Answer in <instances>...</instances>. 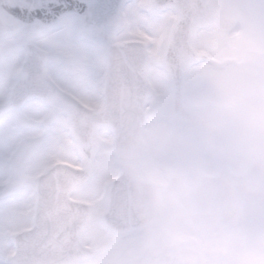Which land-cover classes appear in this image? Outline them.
Masks as SVG:
<instances>
[{"label":"snow or ice","instance_id":"1","mask_svg":"<svg viewBox=\"0 0 264 264\" xmlns=\"http://www.w3.org/2000/svg\"><path fill=\"white\" fill-rule=\"evenodd\" d=\"M189 0H0V264H90L115 177L90 119L182 61Z\"/></svg>","mask_w":264,"mask_h":264},{"label":"clouds","instance_id":"2","mask_svg":"<svg viewBox=\"0 0 264 264\" xmlns=\"http://www.w3.org/2000/svg\"><path fill=\"white\" fill-rule=\"evenodd\" d=\"M215 16L162 98L113 86L90 117L115 177L90 264H264V3Z\"/></svg>","mask_w":264,"mask_h":264},{"label":"water","instance_id":"3","mask_svg":"<svg viewBox=\"0 0 264 264\" xmlns=\"http://www.w3.org/2000/svg\"><path fill=\"white\" fill-rule=\"evenodd\" d=\"M190 5L192 6L193 12L196 13L193 15L194 26H200V22H203L207 19V12L209 10L210 0H189ZM190 48L194 52L192 44H190ZM195 53V52H194ZM196 54V53H195ZM173 62H169V64H164L166 70L171 78L172 83H174L176 75L172 68ZM131 91L137 96L143 97L145 95H151L150 90L146 88L143 83H140L134 87H132ZM105 222L110 228V218L106 216Z\"/></svg>","mask_w":264,"mask_h":264},{"label":"flooded vegetation","instance_id":"4","mask_svg":"<svg viewBox=\"0 0 264 264\" xmlns=\"http://www.w3.org/2000/svg\"><path fill=\"white\" fill-rule=\"evenodd\" d=\"M264 0H212V19L206 24L200 26V32L206 33L208 31V25L210 22L219 23L215 16L216 9L219 7H224L228 10L229 13L235 14L238 13L245 6H254L259 7ZM203 42H200L199 48L196 49L200 51V54L203 55L206 52V49L202 46Z\"/></svg>","mask_w":264,"mask_h":264},{"label":"rangeland","instance_id":"5","mask_svg":"<svg viewBox=\"0 0 264 264\" xmlns=\"http://www.w3.org/2000/svg\"><path fill=\"white\" fill-rule=\"evenodd\" d=\"M195 38H196L195 45L197 46V48H199L200 43L198 44L197 42L198 38L196 36ZM150 77L152 81V87L155 90L156 98L163 96L165 89L167 88V84H166L167 74L162 64H155L152 66L150 71ZM106 231H108V229L105 227L103 222L100 221L99 224L97 225V232L100 236V239L103 238Z\"/></svg>","mask_w":264,"mask_h":264}]
</instances>
